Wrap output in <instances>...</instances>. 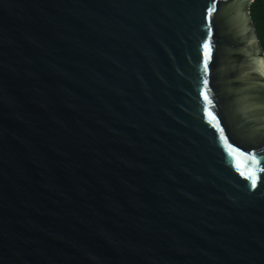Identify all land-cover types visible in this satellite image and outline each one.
Instances as JSON below:
<instances>
[{"label":"water","instance_id":"95a60500","mask_svg":"<svg viewBox=\"0 0 264 264\" xmlns=\"http://www.w3.org/2000/svg\"><path fill=\"white\" fill-rule=\"evenodd\" d=\"M254 2L0 0V264H264Z\"/></svg>","mask_w":264,"mask_h":264},{"label":"trees","instance_id":"16d2710c","mask_svg":"<svg viewBox=\"0 0 264 264\" xmlns=\"http://www.w3.org/2000/svg\"><path fill=\"white\" fill-rule=\"evenodd\" d=\"M253 25L264 51V0H255L250 8Z\"/></svg>","mask_w":264,"mask_h":264},{"label":"snow or ice","instance_id":"6c2138e0","mask_svg":"<svg viewBox=\"0 0 264 264\" xmlns=\"http://www.w3.org/2000/svg\"><path fill=\"white\" fill-rule=\"evenodd\" d=\"M253 183L255 184V181H253Z\"/></svg>","mask_w":264,"mask_h":264}]
</instances>
